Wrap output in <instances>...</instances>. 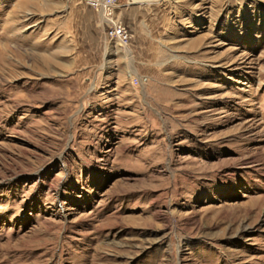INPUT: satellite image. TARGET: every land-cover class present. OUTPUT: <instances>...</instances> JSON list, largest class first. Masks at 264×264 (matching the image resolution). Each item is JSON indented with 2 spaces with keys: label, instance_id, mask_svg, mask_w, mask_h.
I'll list each match as a JSON object with an SVG mask.
<instances>
[{
  "label": "rangeland",
  "instance_id": "rangeland-1",
  "mask_svg": "<svg viewBox=\"0 0 264 264\" xmlns=\"http://www.w3.org/2000/svg\"><path fill=\"white\" fill-rule=\"evenodd\" d=\"M0 264H264V0H0Z\"/></svg>",
  "mask_w": 264,
  "mask_h": 264
},
{
  "label": "built area",
  "instance_id": "built-area-1",
  "mask_svg": "<svg viewBox=\"0 0 264 264\" xmlns=\"http://www.w3.org/2000/svg\"><path fill=\"white\" fill-rule=\"evenodd\" d=\"M90 4L94 8H100V10H102L103 6H106V8H104L106 17H110L112 8L115 7L116 0H102V1L90 0ZM107 19L109 26L107 28L108 30L106 37H108V39L110 40H115L121 45L126 46L130 39L128 30L120 22H117L116 20H112L111 18H107Z\"/></svg>",
  "mask_w": 264,
  "mask_h": 264
},
{
  "label": "bare ground",
  "instance_id": "bare-ground-1",
  "mask_svg": "<svg viewBox=\"0 0 264 264\" xmlns=\"http://www.w3.org/2000/svg\"><path fill=\"white\" fill-rule=\"evenodd\" d=\"M100 1V0H99ZM137 2H142L143 0H136ZM103 5V4H102ZM103 9L106 8V6L102 7Z\"/></svg>",
  "mask_w": 264,
  "mask_h": 264
}]
</instances>
